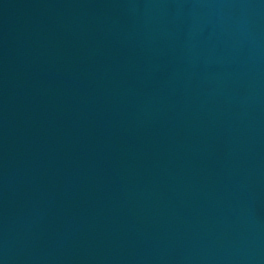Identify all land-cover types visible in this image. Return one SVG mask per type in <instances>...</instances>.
<instances>
[{
	"label": "water",
	"instance_id": "95a60500",
	"mask_svg": "<svg viewBox=\"0 0 264 264\" xmlns=\"http://www.w3.org/2000/svg\"><path fill=\"white\" fill-rule=\"evenodd\" d=\"M0 264H264V0H0Z\"/></svg>",
	"mask_w": 264,
	"mask_h": 264
}]
</instances>
